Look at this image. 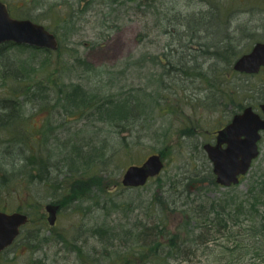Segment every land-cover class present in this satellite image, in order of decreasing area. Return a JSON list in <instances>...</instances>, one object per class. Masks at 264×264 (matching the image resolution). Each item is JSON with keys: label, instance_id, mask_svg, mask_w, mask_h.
Listing matches in <instances>:
<instances>
[{"label": "rangeland", "instance_id": "rangeland-1", "mask_svg": "<svg viewBox=\"0 0 264 264\" xmlns=\"http://www.w3.org/2000/svg\"><path fill=\"white\" fill-rule=\"evenodd\" d=\"M3 1L11 7L13 16L32 19L56 34L58 48L47 53L46 49L23 45H14L9 49L16 62L30 60L39 66L41 61L50 58L46 67L36 71L32 82L53 85V98L58 95L59 86L70 83H85L92 92L100 96H104L106 88V93H119L142 87V93H145L143 101L148 104L145 109H150L148 113L145 111L137 126L117 134L109 126H103L101 121H85L79 118L80 115L71 114L70 111L61 114L60 108L50 106L48 101L43 103L47 109L34 102L24 104V115L18 118L20 128L34 130L38 136V132L44 127L42 135L47 134L48 143L56 146V150L58 147L64 149L63 145L67 141L69 147L73 143L102 147L106 140L109 147L99 164L83 167L75 173L66 171L64 163L57 157L52 161V165L56 164V170L51 174L45 173L43 179L39 178L36 170L37 177L34 181H30L31 172L27 167L18 168L13 165V157L8 155L3 159V168L0 166V169H8L10 177L0 180V209L25 212L33 220L0 255V264H85L86 261L78 256L71 242L76 237L81 236L82 240L88 237L87 245L90 249L91 244H95V238L88 236L90 226L103 220H119L121 215L136 217L141 209L130 210V204H140L142 208L146 204L152 210L151 217L156 216L159 208L164 206L171 213L170 228H174L182 222V218L179 213L170 212L169 208H173L174 204L166 202L169 195L172 199L176 198L179 205L184 202L192 206V201L195 205L207 204L209 198L222 196L226 192L228 187L218 184L214 173V177L211 176L209 167L212 168V162L202 145L205 141L212 140L215 130L226 125L241 106L257 107L264 102V73L243 74L234 70L233 66L231 69L229 66L233 60L236 61L235 57L224 64L221 55L208 59L199 55V59L196 58L188 69L196 73L202 64V71L211 70L216 73V81L211 87L206 78L198 77L193 81L188 75V69H177L180 65L177 64L179 58L176 49L181 42L187 45V52L201 48L198 45L200 42H218L222 52L223 47H226V51H232L234 47L240 51L241 56L243 52L251 50L256 39L264 33V0ZM168 7L172 10L168 11ZM177 11L182 16L191 12L194 20L199 21L198 25L207 30L201 29L200 34L198 33L202 36L200 42L197 41L198 38L190 40L196 26L191 27L193 32L188 29L184 39H180L184 29L182 27L187 26L179 25ZM214 14L217 17L214 18ZM165 16L174 18L171 21L176 26H170L164 19ZM178 21L181 23V20ZM166 27H171L168 29H172V32L167 33ZM256 27L262 32L257 33L258 38H251L253 33L256 34ZM79 56L92 66H101L104 71H111L110 74H92L93 71L87 70L84 64L80 65L77 60ZM145 58L149 59L143 61ZM133 62L136 64L133 65ZM127 65L130 68L124 73ZM88 66L90 69L91 65ZM81 67L87 70L84 75L80 74ZM12 73L1 72L0 96H18L21 93L20 84L16 82V88L12 84ZM208 73L210 74L209 71ZM49 89L48 87L47 90ZM18 97L25 99L23 96ZM212 100L216 101L215 108L207 104ZM11 125L18 127L15 122ZM194 125L200 128L194 134L187 131V135H184L183 130L186 127L191 130ZM11 128L13 136L17 129L13 126ZM8 136L9 132L5 131V127L1 128L0 141L6 142ZM125 137L130 142L128 146L123 142ZM154 153L162 155L164 169L161 173L150 178L144 186H123L122 179L127 167L142 164ZM263 169L264 135L260 141V155L240 183L235 185L238 192H246L255 177L264 173ZM75 180L74 184L92 186L93 200L80 198L83 195L82 189L74 187ZM78 180L80 181L77 182ZM63 184L67 190L61 192ZM161 192L165 196L164 204L156 205L152 198L160 196ZM59 197H62V205L53 201ZM111 198L117 203L124 202L123 209L108 202L107 209L87 211L86 207L89 205L95 207L94 201L99 199L102 203ZM81 200L85 201L83 209L76 208ZM50 203L58 205L54 224H50L48 220L50 213L46 206ZM42 219L46 222L45 226H42ZM199 222L204 223L202 219ZM223 241L226 242L224 238ZM112 249L118 248L116 246ZM195 250L197 253H192L189 261L174 259L172 264H231L227 249L205 251L196 247ZM96 252L92 264H107L108 257H105L108 253L103 250L102 245L97 246ZM133 252V247L128 245L113 253V257L121 260L124 255H128L130 259H134V264H145L139 263Z\"/></svg>", "mask_w": 264, "mask_h": 264}, {"label": "trees", "instance_id": "trees-1", "mask_svg": "<svg viewBox=\"0 0 264 264\" xmlns=\"http://www.w3.org/2000/svg\"><path fill=\"white\" fill-rule=\"evenodd\" d=\"M171 10L172 8L168 7V11ZM176 14L178 15V20H181V23L177 20L179 25L187 26L182 27L184 29L181 31L180 39H184L188 29L196 26V33L191 29L193 33L190 40L194 41L198 38L197 41L200 42L202 38V36L199 35L201 29L207 30L198 25L199 21L194 20L195 17L191 12L184 16L181 15L180 11H177ZM213 17H217L216 14H214ZM164 19L170 23V26H176L175 22L171 21V19L174 20V18L165 16ZM168 28L171 27H166L165 31L171 33L172 29ZM198 45L201 48L194 50V52L193 50L187 52V45H184L182 42L180 43L179 48L176 49L177 57L179 58L177 64L180 65V67L177 68L178 70L183 69L186 71L192 66L191 63L196 61V58L199 59V55L204 56L206 59L210 57L218 58L219 55H221L223 63L225 64V61L228 63V60L231 61V57L237 59L240 54V51L235 50L234 47L232 48L233 50L231 49L232 51H226V47H223L224 50L222 52L218 42H212V44L200 42ZM12 46H14L12 42L0 45V74L1 72H13L12 77L14 81L12 84L15 85V88L16 82L20 84L21 93L18 96H23L25 99H21L13 94L0 96V129L5 127V131L9 132L6 142L0 141V166L3 165V159L9 155L13 157V165L18 168L27 167L29 169L31 172L30 181H34L35 177H37L36 170L39 172V178L41 179L46 176L45 173L50 172L51 174L52 171L56 170V164L52 165V161H55L57 157L60 158V162L64 163L63 167H66V171L72 173H75L76 170H81L83 167H92V164L97 165L101 161L102 155L105 157L109 143L104 140L102 147H90L85 144L83 146L81 143H73L70 145L71 147H69L67 141V143L65 142L63 145L64 149L58 147V150H56V146L48 143L47 134L42 135L44 127L40 129L38 136H36L34 130L24 129V127L20 128L18 118L24 115L22 108L24 109V104L26 102L29 101L31 104L32 102L38 103L42 106L41 108L47 109V106L43 103L48 101L50 102V106L60 108L59 111L61 114L70 111L71 114L80 115V117H78L85 121H101L103 126H109L111 128L110 130L115 131L117 134L129 130V128L133 129V126H137L141 121L142 116L146 112H149L150 108L145 109L148 104L143 101V95L145 93H142V87L130 88L119 93H106V88L103 92L104 96H100V94L92 92L85 83H70L59 86L58 95L53 98L51 95V91L54 88L53 85L42 83L35 84L32 82L36 75V71L39 68L42 69L46 67L50 58L46 57L48 59L41 61L39 66L35 65V63L30 60H18L16 62L9 52ZM180 49H183V51H180ZM45 52L47 53L49 50H45ZM143 57H146V55ZM147 59L149 58L142 60L146 61ZM77 60H79L80 65L84 64L83 66L87 67V70L93 71L92 74L103 75L106 72L101 66H92L91 63L86 62V60L82 59L80 56L77 57ZM233 63L234 60L229 66L231 69H233ZM132 64L134 65L136 62ZM88 65H91L90 69ZM85 67H81V75H84V71L87 72ZM202 67L201 64L200 69H197L198 71H196V73H192L189 71L191 69H188V75L191 76L193 81H196L198 77L206 78L209 85L213 87L216 81L214 77L217 74L213 73L211 70H208L210 74L208 71H202ZM129 68L130 65H127L123 72H128ZM110 72L111 71H107L106 74L108 75ZM82 79H84V76H82ZM88 80H90V78H88ZM159 85H162L161 82ZM48 87L50 88L49 90H47ZM207 104L215 108L216 101L212 100ZM243 107L244 106H241L237 109V112L241 111ZM93 115L94 117H92ZM12 122H15L18 127L11 125ZM12 126L14 129H17V131L13 133V136H11ZM198 128L200 127H196L195 125L191 130H189V127H186L183 130L184 135H187V131H189L190 134H194L195 130ZM21 136H23V138ZM43 138H45V140H43ZM123 142L126 144H124L125 146H128L130 143L127 137L124 138ZM97 148H101V150L99 151ZM37 164L39 166H37ZM51 166H53V168L50 169ZM1 168H3V166ZM209 172L211 176L214 177L211 167H209ZM9 177L8 169H0V180L1 178L5 180ZM7 181L9 182V180ZM79 181L80 180L77 182ZM75 182L76 180L73 181V184ZM64 186L63 184L61 192L67 190V187L64 188ZM74 187L82 189L83 195L80 196V198L89 201L94 199L91 193V185L74 184ZM104 187L106 186H103V188ZM102 194H105V192ZM242 194L244 197H242ZM113 198L102 203L98 199L94 201L96 204L94 208L93 205L86 207L88 209L87 211L92 212L100 208L107 209L109 208L108 202H112L113 206L116 208L123 209L124 202L117 203ZM193 199L197 200V198ZM209 199L207 204L195 205L192 201V206H189L188 203L185 204L184 202L179 205L177 203L178 200L176 198L172 199V196L169 195L166 202L168 201V204H174L173 208H169L171 210L170 212H177L182 218V222L174 228H170L171 222L169 215L171 213L167 212L164 206V210L160 207V211H158L156 216L151 217L152 210L149 206H146V204H144L143 208L140 204L136 206L130 204V210L141 209L136 217L128 218L121 215L119 220H103L101 222H96L87 230L90 232L88 236L92 235V237L95 238V244H91L90 249L88 248L89 245H87L88 237L83 240L81 236L79 238L76 237L71 242V246L74 244L72 247H74L78 256L86 261L85 264H92V260L96 255L95 253H97L96 248L98 245H102L103 250L108 253L106 257L104 256L105 259L108 257L107 264H134V259H130L128 255H124L121 260L117 259L118 257H113V253L124 249L128 245H131L135 250L133 253L136 255V260L139 261V263L145 264H172L174 259L182 262L189 261L192 253H197L195 250L196 247L205 251L215 248L221 250L227 249L230 252L228 260H230L231 264L234 262L239 264H257L259 262L260 264H264V173H259V175L255 177L246 192H238L237 187L232 185L228 187L222 196ZM152 200L156 205L164 204L165 196L161 192L160 196H154ZM53 201H57L62 205V197L56 198ZM84 205L85 201L81 200L76 208L83 209ZM31 219L32 217H30L29 222L23 228L30 225ZM200 219H202L204 223H200ZM45 225L46 222L42 219V226ZM184 231L185 234L183 233ZM223 238L226 242L223 241ZM116 246L118 249L113 250L112 247L116 248Z\"/></svg>", "mask_w": 264, "mask_h": 264}, {"label": "water", "instance_id": "water-1", "mask_svg": "<svg viewBox=\"0 0 264 264\" xmlns=\"http://www.w3.org/2000/svg\"><path fill=\"white\" fill-rule=\"evenodd\" d=\"M14 41L42 48L56 49V35L43 24L31 19L13 18L0 1V44ZM264 66V43H257L253 49L241 55L234 63V69L241 72H258ZM264 112V103L261 104ZM264 131V117L253 106H247L237 113L224 128L219 130L215 144L206 143L204 148L212 161L217 182L230 186L240 182V176L247 174L253 161L259 156V141ZM223 143L227 145L224 147ZM164 167L160 153H154L142 164H132L124 172L122 183L125 186H141L150 177L158 175ZM50 224L56 220L58 205L48 204ZM29 221L27 213L0 210V252L8 248L21 233V228Z\"/></svg>", "mask_w": 264, "mask_h": 264}, {"label": "flooded vegetation", "instance_id": "flooded-vegetation-1", "mask_svg": "<svg viewBox=\"0 0 264 264\" xmlns=\"http://www.w3.org/2000/svg\"><path fill=\"white\" fill-rule=\"evenodd\" d=\"M7 5V4H6ZM8 6V5H7ZM19 5H17V7H18ZM8 9H9V11L13 14V12H12V9H11V7H8ZM262 32V30L261 29H259L258 27H256V34L255 33H253L252 34V36H251V38H256L257 37V33L258 32ZM258 38V37H257ZM264 43V33H262V36L260 37V38H258V39H256V43L254 44V46L257 44V43ZM253 46V47H254ZM253 47L251 48V50L253 49ZM251 50H249V51H246V52H243L242 53V55L243 54H246V53H248V52H250ZM237 72H239V71H237ZM261 72H263L264 73V66L262 65L261 66V68H260V70L258 71V72H253V73H248V72H239V73H243V74H257V73H261ZM261 104L262 103H260L257 107L256 106H253V108H254V110L255 111H257L262 117H264V112H263V110H262V108H261ZM239 112H241V111H239ZM231 121V120H230ZM229 121V122H230ZM228 122V123H229ZM227 123V124H228ZM226 124V125H227ZM226 125H224V126H222V127H220L219 129H217V130H215V135L213 136V139L211 140V139H209V140H207V141H205L204 143H203V149H205L204 148V145L206 144V143H212V144H215L216 142H217V139H218V133H219V130L220 129H222V128H224ZM261 132H262V136L264 135V131L263 130H261ZM213 133V134H214ZM227 144L226 143H223V146L225 147ZM56 205V204H55Z\"/></svg>", "mask_w": 264, "mask_h": 264}]
</instances>
